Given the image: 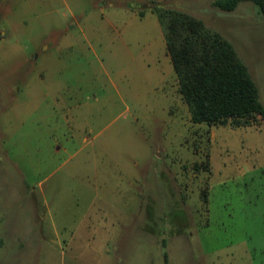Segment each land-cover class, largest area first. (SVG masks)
Instances as JSON below:
<instances>
[{"label": "rangeland", "instance_id": "rangeland-1", "mask_svg": "<svg viewBox=\"0 0 264 264\" xmlns=\"http://www.w3.org/2000/svg\"><path fill=\"white\" fill-rule=\"evenodd\" d=\"M214 1L0 0V264H264V120L194 123L155 11L222 33L264 104V16Z\"/></svg>", "mask_w": 264, "mask_h": 264}, {"label": "trees", "instance_id": "trees-1", "mask_svg": "<svg viewBox=\"0 0 264 264\" xmlns=\"http://www.w3.org/2000/svg\"><path fill=\"white\" fill-rule=\"evenodd\" d=\"M243 1L264 16V0H215L213 5L233 11ZM155 11L192 121L239 128L264 120L259 87L234 44L191 13L166 7Z\"/></svg>", "mask_w": 264, "mask_h": 264}]
</instances>
